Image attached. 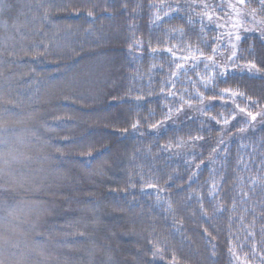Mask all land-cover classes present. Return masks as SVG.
<instances>
[{"label":"trees","instance_id":"16d2710c","mask_svg":"<svg viewBox=\"0 0 264 264\" xmlns=\"http://www.w3.org/2000/svg\"><path fill=\"white\" fill-rule=\"evenodd\" d=\"M5 3L0 262L264 264L262 0Z\"/></svg>","mask_w":264,"mask_h":264},{"label":"snow or ice","instance_id":"6c2138e0","mask_svg":"<svg viewBox=\"0 0 264 264\" xmlns=\"http://www.w3.org/2000/svg\"><path fill=\"white\" fill-rule=\"evenodd\" d=\"M241 3L244 2V0H240ZM262 3H264V0H262ZM10 5L5 3V0H0V10H2L3 8L9 7ZM89 15H91V13H89ZM256 65L255 64H251L247 70L251 71L252 69H255ZM222 75H224L225 73H221ZM228 90L226 89L225 92H227ZM242 95V94H241ZM244 110L241 109V112H243ZM248 115L251 117L252 120L256 119V115H252L251 113H248ZM259 115V114H257ZM136 125H133V128H135ZM0 264H2V262H0Z\"/></svg>","mask_w":264,"mask_h":264},{"label":"rangeland","instance_id":"374dc122","mask_svg":"<svg viewBox=\"0 0 264 264\" xmlns=\"http://www.w3.org/2000/svg\"><path fill=\"white\" fill-rule=\"evenodd\" d=\"M237 41H238V40H235V41L232 42V43L234 44V52H235V49L237 50V44H236ZM233 44H232V46H233Z\"/></svg>","mask_w":264,"mask_h":264}]
</instances>
